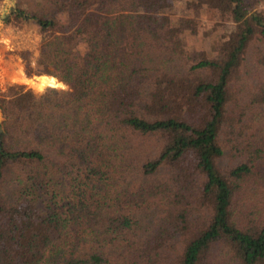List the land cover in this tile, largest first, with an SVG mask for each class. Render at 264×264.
Segmentation results:
<instances>
[{"label":"trees","instance_id":"16d2710c","mask_svg":"<svg viewBox=\"0 0 264 264\" xmlns=\"http://www.w3.org/2000/svg\"><path fill=\"white\" fill-rule=\"evenodd\" d=\"M182 1L231 30L168 0L9 7L41 35L26 77L64 88L0 91V264H264V0Z\"/></svg>","mask_w":264,"mask_h":264},{"label":"rangeland","instance_id":"374dc122","mask_svg":"<svg viewBox=\"0 0 264 264\" xmlns=\"http://www.w3.org/2000/svg\"><path fill=\"white\" fill-rule=\"evenodd\" d=\"M168 2L172 14L181 19L192 20L195 27H203L205 24L216 26L218 24L227 31L231 30L232 24L229 23L227 16L216 14L207 2L203 4L205 11L202 14L186 5L182 0H168ZM14 3L15 0H0V91L12 84L25 86L34 92H41L48 86L64 88V85L56 79H53L55 84L52 78L45 75L26 77L21 53L29 52L31 64L35 67L34 59L38 55L41 35L36 27L28 26V28L20 30L17 26L2 20L9 7ZM261 6L264 7V4Z\"/></svg>","mask_w":264,"mask_h":264},{"label":"water","instance_id":"95a60500","mask_svg":"<svg viewBox=\"0 0 264 264\" xmlns=\"http://www.w3.org/2000/svg\"><path fill=\"white\" fill-rule=\"evenodd\" d=\"M3 123V117H2V113H1V110H0V124ZM3 132V128L2 126H0V134Z\"/></svg>","mask_w":264,"mask_h":264}]
</instances>
